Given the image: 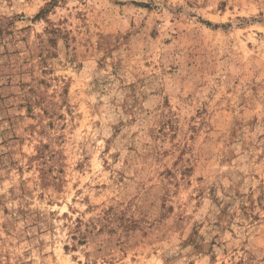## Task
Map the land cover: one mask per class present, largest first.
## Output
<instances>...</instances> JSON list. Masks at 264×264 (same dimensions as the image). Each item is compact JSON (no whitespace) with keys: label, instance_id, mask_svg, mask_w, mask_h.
<instances>
[{"label":"rangeland","instance_id":"374dc122","mask_svg":"<svg viewBox=\"0 0 264 264\" xmlns=\"http://www.w3.org/2000/svg\"><path fill=\"white\" fill-rule=\"evenodd\" d=\"M0 264H264V0H0Z\"/></svg>","mask_w":264,"mask_h":264}]
</instances>
